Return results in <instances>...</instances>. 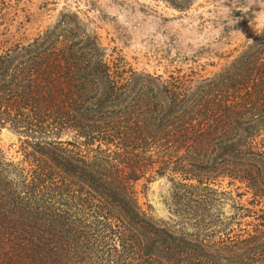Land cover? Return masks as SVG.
<instances>
[{
  "label": "trees",
  "instance_id": "1",
  "mask_svg": "<svg viewBox=\"0 0 264 264\" xmlns=\"http://www.w3.org/2000/svg\"><path fill=\"white\" fill-rule=\"evenodd\" d=\"M2 129L22 159L0 147V264H264V31L215 76L164 77L61 15L0 44ZM159 177L175 225L140 203Z\"/></svg>",
  "mask_w": 264,
  "mask_h": 264
},
{
  "label": "rangeland",
  "instance_id": "2",
  "mask_svg": "<svg viewBox=\"0 0 264 264\" xmlns=\"http://www.w3.org/2000/svg\"><path fill=\"white\" fill-rule=\"evenodd\" d=\"M61 15H77L110 59L121 56L138 71L164 77L191 70L215 76L264 31V0H199L186 11L161 0H0V44L34 40ZM19 140L10 129L0 131V147L15 161L22 159ZM172 188L159 177L142 181L138 190L146 211L175 225ZM223 210L234 213L232 202Z\"/></svg>",
  "mask_w": 264,
  "mask_h": 264
}]
</instances>
